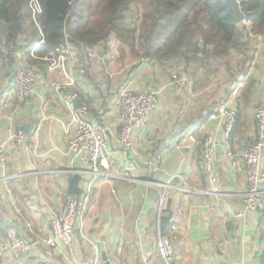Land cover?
Listing matches in <instances>:
<instances>
[{
    "label": "crops",
    "instance_id": "0c3cea01",
    "mask_svg": "<svg viewBox=\"0 0 264 264\" xmlns=\"http://www.w3.org/2000/svg\"><path fill=\"white\" fill-rule=\"evenodd\" d=\"M26 26L0 67V146L8 159L0 170V234L14 226L31 248L26 254L7 249L2 264H167L157 248L161 236L169 237L176 250L172 264H259L264 210L244 208L246 166L229 153L240 152L256 137L255 113L264 102V34L247 19L237 24L248 56L148 55L139 50V37L121 39L115 32L91 46L69 41L67 62L76 79L78 103L88 107L89 119L110 131L104 159L111 174L91 187L89 213L75 226L76 260L71 262L63 245L51 247L44 240L66 199L77 195L70 192L71 177L81 176V192L91 177L81 172L85 167L78 160L71 162L68 149L75 123L51 86L59 75L32 56L38 34L28 20ZM86 47L94 48L98 57L89 58ZM25 65L35 67L39 77L30 104L20 106L11 81ZM123 84L158 93L156 108L133 131L129 149L117 141L118 90ZM225 104L237 111L228 141L224 118L218 115ZM18 130L30 136L31 146H14ZM190 134L196 142L188 140ZM177 136L182 137L178 144ZM208 136L217 139L215 184L201 165ZM164 143L169 151L160 167L153 168ZM238 212L243 215L236 218Z\"/></svg>",
    "mask_w": 264,
    "mask_h": 264
},
{
    "label": "built area",
    "instance_id": "2783aa9c",
    "mask_svg": "<svg viewBox=\"0 0 264 264\" xmlns=\"http://www.w3.org/2000/svg\"><path fill=\"white\" fill-rule=\"evenodd\" d=\"M77 0H69L67 17L70 18L74 12ZM240 2V0H237ZM43 13L42 0H28L27 14L28 21L35 27L38 38L32 51L35 59L45 60L48 69L57 72L59 78L51 83L53 89L67 105L71 117L75 123V132L70 140L68 154L71 162L78 160L85 168L83 174L91 177L87 189L80 194L72 195L66 199L61 213L57 214L51 221V235L44 242L46 245L56 247L63 245L67 250L69 260H76L74 248V231L77 222L83 224L89 213L91 187L97 179H109L107 163L104 154L108 146L110 131L107 126L98 121L88 118V107L78 106L79 93L75 90L76 79L68 68V53L70 36L67 35L66 42L56 48L45 57L35 53V50L44 43L46 35L41 23ZM89 58L98 57L94 48L86 47ZM11 55V49L7 46L0 47V67L6 63ZM39 71L30 65L19 67L13 75L11 81L12 91L16 101L20 106L29 105L31 97L35 92ZM264 86V71L262 74ZM235 94V91H234ZM158 93L154 90H134L128 84H123L118 90V121L120 131L117 141L125 149H129L132 144V133L137 128L143 126L157 106ZM219 116L224 118L223 135L226 141L231 138L237 121V111L235 108L225 104L219 110ZM255 119L257 123V133L254 141L238 153L230 152L229 155L234 162L240 159L246 166V189L243 193L244 208L248 211L264 210V102L258 104ZM190 142H196L195 136H187ZM182 137L177 136L175 142H181ZM15 147L23 145L31 146L30 136L23 130H18L13 136ZM167 143L159 146L155 157L151 162V167L159 168L163 157L169 151ZM217 139L208 136L204 141V148L201 157L203 171L211 184L217 182L216 170ZM8 159L3 146H0V170L7 167ZM243 214L235 213L239 218ZM31 248V243L23 238L16 227H8L3 234H0V264L7 249L16 254H26ZM158 251L163 256L167 264H172L176 258V250L169 237L161 236L158 241ZM259 264H264V252Z\"/></svg>",
    "mask_w": 264,
    "mask_h": 264
},
{
    "label": "trees",
    "instance_id": "16d2710c",
    "mask_svg": "<svg viewBox=\"0 0 264 264\" xmlns=\"http://www.w3.org/2000/svg\"><path fill=\"white\" fill-rule=\"evenodd\" d=\"M131 1L77 0L68 18L69 0H42L40 19L46 38L35 53L50 54L66 42L67 35L71 41L88 46L106 40L113 32L126 39L125 11ZM139 1L143 5L139 41L148 55L194 52L208 57L210 53L237 52L248 56L230 0ZM27 4L28 0H0V47L13 50L18 46L27 30ZM240 7L253 29L264 34V0H240ZM199 38H203V47L198 44Z\"/></svg>",
    "mask_w": 264,
    "mask_h": 264
},
{
    "label": "rangeland",
    "instance_id": "374dc122",
    "mask_svg": "<svg viewBox=\"0 0 264 264\" xmlns=\"http://www.w3.org/2000/svg\"><path fill=\"white\" fill-rule=\"evenodd\" d=\"M94 4V2H93ZM142 11H143V5L139 0H132L125 11V15H126V32H125V36L126 38H135V37H139L140 40V34L142 33ZM244 21V20H243ZM241 41V38H240ZM198 44L203 47L204 45V41L203 38H199L198 39ZM139 46V50L143 51L144 53H146L145 51V47L144 45L139 42L138 43ZM225 49V48H223Z\"/></svg>",
    "mask_w": 264,
    "mask_h": 264
},
{
    "label": "water",
    "instance_id": "95a60500",
    "mask_svg": "<svg viewBox=\"0 0 264 264\" xmlns=\"http://www.w3.org/2000/svg\"><path fill=\"white\" fill-rule=\"evenodd\" d=\"M232 3L234 21L236 24L246 19V15L242 12L240 7V2L237 0H230ZM78 106H81L80 103L77 102ZM81 179L80 175H74L70 179V192L73 194H80L81 190L78 186V182ZM103 259L107 261L106 255L103 254Z\"/></svg>",
    "mask_w": 264,
    "mask_h": 264
}]
</instances>
